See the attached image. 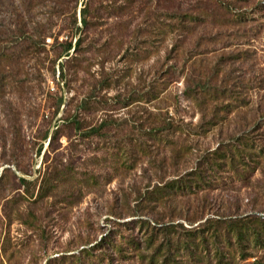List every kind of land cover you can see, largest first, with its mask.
<instances>
[{
  "label": "rangeland",
  "instance_id": "rangeland-1",
  "mask_svg": "<svg viewBox=\"0 0 264 264\" xmlns=\"http://www.w3.org/2000/svg\"><path fill=\"white\" fill-rule=\"evenodd\" d=\"M0 264H264V0H0Z\"/></svg>",
  "mask_w": 264,
  "mask_h": 264
},
{
  "label": "trees",
  "instance_id": "trees-1",
  "mask_svg": "<svg viewBox=\"0 0 264 264\" xmlns=\"http://www.w3.org/2000/svg\"><path fill=\"white\" fill-rule=\"evenodd\" d=\"M70 48H71V46L69 47L68 46V50H70ZM209 221H211L210 219H206V221L203 223V225H205V224H207V223H209ZM167 228L166 229H169V227L171 228V227H173V225H169V226H166ZM161 228H165L164 226H162ZM160 230H162V229H160ZM159 232L158 230H156V229H152V232ZM111 231H109L107 234H105V236H103V237H101L100 239H99V241L96 243V244H94L93 246H91L90 247V249L91 248H97V247H99V246H101L103 243H105V242H108V241H112V239H111V233H110ZM116 246L115 245H112V250H114V248H115ZM114 253H115V251H114Z\"/></svg>",
  "mask_w": 264,
  "mask_h": 264
}]
</instances>
